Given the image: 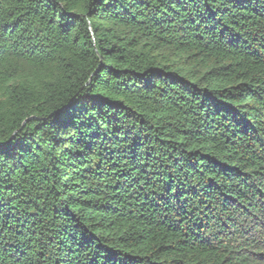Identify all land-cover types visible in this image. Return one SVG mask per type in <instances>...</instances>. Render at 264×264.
<instances>
[{"label":"trees","instance_id":"16d2710c","mask_svg":"<svg viewBox=\"0 0 264 264\" xmlns=\"http://www.w3.org/2000/svg\"><path fill=\"white\" fill-rule=\"evenodd\" d=\"M0 264H264V0H0Z\"/></svg>","mask_w":264,"mask_h":264}]
</instances>
